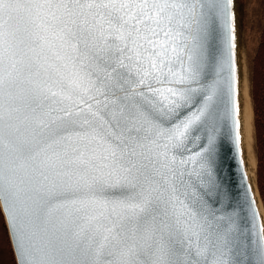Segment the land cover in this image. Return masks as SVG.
Here are the masks:
<instances>
[{"label": "snow or ice", "instance_id": "6c2138e0", "mask_svg": "<svg viewBox=\"0 0 264 264\" xmlns=\"http://www.w3.org/2000/svg\"><path fill=\"white\" fill-rule=\"evenodd\" d=\"M233 3L0 0V201L17 264H264V229L220 207L205 167L216 94L182 31L210 5L234 46ZM228 88L238 114L234 76Z\"/></svg>", "mask_w": 264, "mask_h": 264}, {"label": "water", "instance_id": "95a60500", "mask_svg": "<svg viewBox=\"0 0 264 264\" xmlns=\"http://www.w3.org/2000/svg\"><path fill=\"white\" fill-rule=\"evenodd\" d=\"M209 7L210 5L204 7V17H198L199 25L192 24L190 28L182 29L187 37L185 42L190 48H195L202 59L204 66L202 82L213 84L216 94L213 121L208 129V133L214 137V150L211 167L207 165L205 167L220 187V207L222 209L227 207L229 211L235 212L237 222L245 233H255L257 226L264 229V203L259 192L257 173L253 180L244 154L242 82L247 65L241 42L239 0H234V3L228 6L229 11L234 14L232 20L234 46L229 44V33L223 14L212 15L208 11ZM233 76L238 114L233 111L228 88L229 80ZM236 121L239 122L238 126ZM0 209L17 264L15 236L10 231L11 220L3 210L2 201H0ZM17 222L18 227L23 228L22 216L18 215Z\"/></svg>", "mask_w": 264, "mask_h": 264}, {"label": "rangeland", "instance_id": "374dc122", "mask_svg": "<svg viewBox=\"0 0 264 264\" xmlns=\"http://www.w3.org/2000/svg\"><path fill=\"white\" fill-rule=\"evenodd\" d=\"M239 10L241 17V42H242V48L244 50L243 52L245 54L244 55L245 64L247 65V69L250 74V90H251L253 63L256 54L259 50L261 36L264 31V0H239ZM252 106H253V99H252ZM253 115H254V108H253ZM254 130H255V126H254ZM256 171H257V163H256ZM0 217L2 219V224L0 223V238L2 237V233L3 234L5 233L6 236L8 237L12 262L13 264H16L14 254L11 248L7 227L1 209H0Z\"/></svg>", "mask_w": 264, "mask_h": 264}, {"label": "trees", "instance_id": "16d2710c", "mask_svg": "<svg viewBox=\"0 0 264 264\" xmlns=\"http://www.w3.org/2000/svg\"><path fill=\"white\" fill-rule=\"evenodd\" d=\"M257 154V183L264 203V31L252 68L251 89Z\"/></svg>", "mask_w": 264, "mask_h": 264}, {"label": "bare ground", "instance_id": "6f19581e", "mask_svg": "<svg viewBox=\"0 0 264 264\" xmlns=\"http://www.w3.org/2000/svg\"><path fill=\"white\" fill-rule=\"evenodd\" d=\"M242 121H243L244 154L247 162V168L253 180H255L256 163H257L256 139L254 132L255 131L254 115H253L252 97L250 90V74L248 72L247 66L244 70V79L242 82Z\"/></svg>", "mask_w": 264, "mask_h": 264}, {"label": "crops", "instance_id": "0c3cea01", "mask_svg": "<svg viewBox=\"0 0 264 264\" xmlns=\"http://www.w3.org/2000/svg\"><path fill=\"white\" fill-rule=\"evenodd\" d=\"M0 223L2 224L1 217ZM0 264H13L9 248V240L5 233H2V237L0 238Z\"/></svg>", "mask_w": 264, "mask_h": 264}]
</instances>
